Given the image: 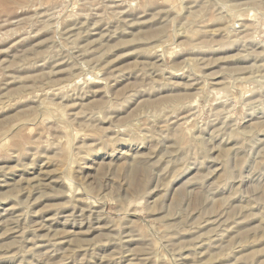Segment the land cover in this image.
I'll return each mask as SVG.
<instances>
[{
    "label": "rangeland",
    "instance_id": "374dc122",
    "mask_svg": "<svg viewBox=\"0 0 264 264\" xmlns=\"http://www.w3.org/2000/svg\"><path fill=\"white\" fill-rule=\"evenodd\" d=\"M0 264H264V0H0Z\"/></svg>",
    "mask_w": 264,
    "mask_h": 264
}]
</instances>
